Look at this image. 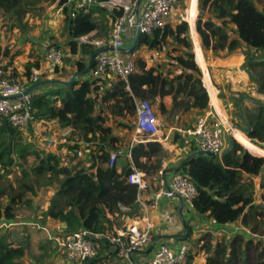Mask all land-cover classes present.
Here are the masks:
<instances>
[{
    "label": "trees",
    "instance_id": "obj_1",
    "mask_svg": "<svg viewBox=\"0 0 264 264\" xmlns=\"http://www.w3.org/2000/svg\"><path fill=\"white\" fill-rule=\"evenodd\" d=\"M190 1L197 6L198 0ZM260 1L199 0L197 28L195 23H190V26L196 50L201 49L200 36L205 54L212 52L213 56L224 58L245 47L243 67L257 82L259 94L264 96V75H256L253 70L254 66L264 64V10L259 6ZM55 3L62 7L67 35L65 42L71 55L77 57L81 53L73 63L75 73H81L87 67V57L108 46L105 40L98 48L93 44H82L80 40L99 28L95 13H108L114 27L122 8L116 7L109 12L106 8L94 6L80 10L73 17L75 3L68 0H0V17L10 22V31L12 27L22 31L26 25L23 21L28 16ZM163 29L153 33L164 31V36H173L177 45L186 49L185 56L173 58L181 70L172 77L168 75L170 70L164 75L155 68L145 69L143 62L136 59V71L127 80L97 79L89 73L72 85L51 84L46 93L38 90L39 94L33 100L37 120L45 126L56 124L59 129L70 130L65 142L58 144L55 150L35 148L25 131L13 128L7 122L0 126V225L15 223L12 227H3L2 232L0 228V264H24L29 257L33 235H37L39 242L46 238L50 245L54 244L49 239L50 235L45 233L43 237L39 229H33L26 235L23 226L26 220L19 218L22 213L38 210L29 222L63 223L61 235L81 230L109 232L114 228L109 214H122L120 206L128 207L131 215L136 213L131 210L137 206L138 190L128 183L127 176L134 169L147 176L155 175L162 168L163 148L158 142L138 144L132 148L131 159L122 160L118 155L115 165L109 167L110 153L119 150L122 140L114 133V127L108 124L110 115H132L136 102L147 98L152 102L159 99V113L165 115L168 111L162 99L167 96L173 99V109L182 112L193 108L201 115L209 107L202 70L195 62L187 23L183 22L175 30ZM25 33L21 32L22 35ZM157 43L149 35L142 34L137 47H152ZM254 52L263 54L257 57ZM7 55L8 49L0 45V63ZM196 59L201 62V56L197 55ZM35 66H40L39 61L25 64L26 80L31 79V68ZM59 72L57 68L55 73ZM203 72L206 76L207 72ZM206 84L211 96L210 83L207 81ZM254 102L257 106L254 125L246 133L247 138H236L245 148L235 142L231 151L222 154L223 162L220 157L193 156L197 152L196 147L185 142L188 140L186 137L177 134L174 138V142L189 149L188 159L178 172L187 176L197 188L194 211L216 226L240 225L248 231V234L240 232L234 235L224 244H208L212 253L202 264H245L250 250L264 248V157L256 156L264 155V103ZM177 120L174 118L172 122ZM193 126L182 125L186 129ZM171 169L177 171V168ZM255 178L260 181V194L256 193ZM41 193L50 194L46 208L37 204ZM254 235L259 238L253 239ZM107 246L109 244L100 242L95 260L82 264H102L100 255ZM42 250L47 251L46 247ZM58 251L57 246L55 253ZM192 258V250H189L186 261ZM254 258L256 264H264V253H258ZM32 260L36 262L38 257L32 256Z\"/></svg>",
    "mask_w": 264,
    "mask_h": 264
},
{
    "label": "built area",
    "instance_id": "obj_2",
    "mask_svg": "<svg viewBox=\"0 0 264 264\" xmlns=\"http://www.w3.org/2000/svg\"><path fill=\"white\" fill-rule=\"evenodd\" d=\"M142 1L145 2L143 6ZM68 2L75 3L72 11L73 17L80 10L90 9L94 6L109 10L116 7L122 8V14L117 18L111 33L110 45H108L111 51H100L94 57L90 74L97 79L116 78L127 80L136 71L137 55L131 53L130 56H126L123 49L128 33L136 30L137 26L141 35H149L157 29L165 28L173 18L187 23L185 20L187 8L182 9L185 0H68ZM80 40L98 47L103 46L102 40L90 41L87 36L80 38ZM67 56L68 52L65 49L48 46L43 58L46 70L54 72L57 68L63 66ZM31 73V79H25L26 82L24 83L12 79L7 67L0 65V126L7 122L13 128L25 132L30 129L41 135L40 126L44 124L37 120L33 110V100L39 94V91L37 88L32 90L30 88L41 83L40 77L43 74V67H32ZM206 91L208 93L207 89ZM208 98V109L197 117L192 128L177 127L172 130L186 137L188 139L187 143L191 142L196 147L197 152L220 154L226 151L225 138L229 137L230 140L233 138L227 124H232L236 129L238 128L229 119L226 124L217 113L216 108L211 105L210 93H208ZM217 98L220 100L219 96ZM222 107L224 106L222 105ZM134 113L135 135L128 151L125 153L130 159L132 158V148L136 145L162 141V125L154 105L148 100L137 101ZM64 136L60 137L63 138ZM63 139L61 142H63ZM57 140L55 138L47 139L50 146L56 144ZM118 155V152L110 153L109 167L115 165ZM165 170V163H162V168L153 176H147L137 169H134L127 176L128 183L137 187V205L145 208L142 197L145 193L151 191L153 204H157L163 197H180L189 207L193 208L194 200L198 195L195 184L181 172H175L170 181H167ZM119 208L123 213L130 212V209L126 206H120ZM14 224L4 222L0 225V228L12 227ZM153 228L152 217L146 214L122 228L114 227L111 231L105 233L88 230L56 236L48 231L47 233L50 235L49 239L58 246L64 261L72 264H82L93 260L97 256L100 242L109 244L118 258L130 259L135 252L142 251L154 243ZM188 251L189 247L185 243L180 245L178 252L173 251L169 243H162L151 261L138 264H183L187 260Z\"/></svg>",
    "mask_w": 264,
    "mask_h": 264
},
{
    "label": "crops",
    "instance_id": "obj_3",
    "mask_svg": "<svg viewBox=\"0 0 264 264\" xmlns=\"http://www.w3.org/2000/svg\"><path fill=\"white\" fill-rule=\"evenodd\" d=\"M144 3L145 2L142 1V6L144 5ZM198 3H199V0L197 2V6H195V4L191 2L190 0H188L187 2L186 21L188 23L187 24L188 25V36L192 42L196 64L202 69V71L207 70L211 74L209 78L212 79L213 88L211 89V87L210 86L209 87L212 91L211 101L215 103L218 100L217 96H219L220 98V93H219L220 91H218L219 78L220 79L223 78L221 81H225L228 83L231 81V78H233V75L235 76V74L237 75V73L241 71L243 65L246 62V56L243 53V50H246V48L242 47L243 50L238 49L233 54L227 57H224V58L215 57L213 56L212 52H209L211 54H208L209 59H207V57L205 56V52L202 49L201 38L199 36V41H200L199 45L201 49L196 50L194 38L191 33L190 23L191 24L195 23V26L197 28V21H198L197 16L199 14ZM184 4H183V8H185ZM56 6L58 7L57 9L58 10L57 14H58L60 13L59 10L60 9L62 10V7H60L57 3L53 5H49L46 9L56 7ZM106 10H108L109 12L111 11L109 9H106ZM194 12L196 13L193 16ZM95 15H96V18L99 19V24H98L99 28L97 30H94L90 34H88L87 37L90 41H93V40L108 41L107 44L110 45L111 33L113 31L112 19L108 13L106 14L104 12L100 14L95 13ZM63 18H64L63 14L58 15L57 20H59L60 23L58 24L59 26L57 25V27H55V30L53 31V33L47 29H45L40 36L36 34L34 35L31 32H28L22 35V39L19 41L20 43H26L25 46L21 45L20 50L14 51L13 53H10V49H9L8 55L3 58L0 65L7 67L8 73H10V76L12 79L19 80L25 83L26 82L25 76H24L25 64L27 62H34V61L38 62L39 61V65L43 67V74L40 77L41 82H47V81L55 80V79L60 82L61 81L69 82L70 80H72V78L76 74L75 73L76 69L73 63L75 62L76 58L80 56L81 53H79L77 57L71 55L69 47L66 45V42H65L67 39L66 38L67 35L65 32V28H64ZM171 20L172 21H170L166 25L165 28L175 30L180 24L183 23L174 18ZM163 32L160 31L156 35L154 33L149 34L152 40H154L155 42H158L156 45H153L152 47L148 45H142L140 47L136 46L134 52L132 53H135L137 55L136 56L137 60L140 59L143 62V66H142L143 68L145 69L155 68L156 70H158V72L160 71L163 72L164 75H166L168 73V70H170L171 72L168 75L172 77L173 74L176 75L181 70L179 67H177L176 65L177 62H174L173 58L178 55L185 56L184 54H185L186 49L184 48L183 45H180V46L177 45V43L173 39V36L171 35L164 36ZM128 34L129 35L127 36V40L125 41V48H129L132 45L133 40L135 38L136 30H132ZM182 37H184V34L182 35ZM56 44H59V45L57 46ZM82 44L88 45L92 43L82 42ZM48 46H57V47L65 49L68 52V56L65 58V62L63 66L59 68L60 69L59 73H55V71L50 72L49 70H46V66L44 64L43 58H44L45 50L47 49ZM96 47L98 48V46ZM102 51L110 52L111 49L109 46H107ZM123 52H124V55L126 56H130L131 54L125 51ZM9 55H10L9 62L5 61ZM197 55L199 56V58L201 56L200 63H198L196 59ZM89 58L87 57V65L89 62ZM204 59L207 63L206 68L204 65L205 62L203 61ZM65 64L66 65L69 64V65L64 66ZM220 72H223V74L225 75L224 76L220 75ZM203 75H204V72H203ZM202 80H203V85L205 89H207L209 93V89L206 84L207 81H206L205 75H204V79L202 78ZM50 85L51 84L49 83L46 85L44 84L40 86L38 90L41 91L42 93H46V91L49 90ZM220 101L222 102L221 98H220ZM162 102L164 103L165 108L167 109L168 113L163 115L157 112L158 119L162 125L161 127V131H162L161 140L162 141L161 142L158 141V143L163 148L164 156L166 155L163 158L162 163H165V167L167 171L168 169H171V168H179L184 162V160L187 158L188 153H189L188 147L179 145L178 142H174V138L177 134L180 136L182 135L172 129L177 128V127H182L183 123L187 125H194L196 122L197 116H199V113H198V110L193 109V108L186 112H182L180 111V109H176V110L173 109V99L171 96H167L163 98ZM158 103H159V99H157L154 102V104L157 106V109H158ZM222 105H223V102H222ZM220 117L222 118V116ZM174 118L175 120L178 119L177 122L176 121L172 122ZM49 127L52 128V130H54V133L52 135V131H50L49 134H51V136L48 139L55 138L57 134L59 136H64V135L67 136L70 133L69 129L67 128L59 129L56 126V124H49ZM234 130L237 131L236 129ZM230 134L232 136L234 135L232 132H230ZM116 135L120 136V138L122 139L121 132H118V134ZM185 142H187L186 139H185ZM129 146L130 144L127 147L124 146L122 141L119 143L118 151H119V156L120 155L122 156V160L123 158H128L125 153L128 151ZM221 156L222 155H220V158ZM175 172H178V171L169 170L165 172L166 180L170 181L171 177L173 176ZM142 198L145 204V208H142L137 205L135 208H133V210H131V211H136L134 215L129 214L130 212L129 213L122 212V214H119V213L109 214V217L111 218V220H113V227L122 228L125 225L131 223V221L133 220L140 219L144 217L146 214L150 215V217H152L153 224H154V228H153L154 243L142 251L135 252L131 256L130 259L118 258L117 256H115L112 247L109 245L107 246L106 250H102L101 252V255H100L101 263L102 264H138L140 262L147 263L152 260L155 252L158 250L160 244L162 243H169V246L175 252H178L180 245L182 243H185L186 245H188L189 250H192L193 258L190 261H186L183 264H202L204 263L205 257H207V255L205 256L203 251L201 253L200 251L201 249L199 250L198 248L200 247L197 241L199 239L198 233L204 232V228H207L208 225L213 224V221L208 220L206 219L205 216H202L196 213L193 208L189 207L179 197H173V198L163 197L161 200L158 201L157 204H153L151 200L152 194H151V191H149L145 193ZM49 223L51 226L50 234L61 235L63 233L62 231L65 226L63 223H58V222H49ZM222 228H224V226H222ZM197 244H198V247H197ZM52 245L53 243L51 244V246ZM194 245H196V247H194ZM58 253L59 251L54 254L55 256L57 255L60 263L72 264V263L64 261L60 257V255H58Z\"/></svg>",
    "mask_w": 264,
    "mask_h": 264
},
{
    "label": "rangeland",
    "instance_id": "obj_4",
    "mask_svg": "<svg viewBox=\"0 0 264 264\" xmlns=\"http://www.w3.org/2000/svg\"><path fill=\"white\" fill-rule=\"evenodd\" d=\"M185 1H186V3L184 4V6H185V8H187L188 0H185ZM198 5H199V3H198ZM259 6L262 10H264V0L260 1ZM57 9H58V7L56 6V7H52L49 9L45 8L44 10H38V11L34 12L32 15L28 16L23 21V24H26V25L23 26L22 31H25L26 33L31 32L34 35L36 34L38 36H40L45 29L50 30L53 33V31L55 30V27H57V25L60 23L59 20H57L58 15H60V14L62 15V10L61 11L59 10L60 13L57 14V11H58ZM182 9H184V8H182ZM56 16H57V18H56ZM198 16H199V14H198ZM198 16H197V18H198ZM9 25H10L9 21L4 19L3 17H0V45L3 48L8 49V51L10 49V53H13L14 51L20 50V46L21 45L25 46L26 43H20L19 42L22 39V34H21L22 31L19 30L18 28L17 29L14 28V27H12L13 29H11V31H10ZM244 51L245 50H243V52ZM208 54H211V53L208 52L207 54H205L207 59H209ZM262 54L263 53L254 52V56H257V57H260ZM9 57H10V55L7 57V59L5 61L9 62ZM203 61L205 62L204 65L206 68L207 63H206L205 59ZM68 65L65 64L64 66H68ZM253 70H254V73L256 75H259L261 73H263V75H264V64L259 65V66H254ZM204 71L207 72L206 73L207 75L205 76L206 81H208V83H210L209 86L211 88H213L212 79L209 78L211 76L210 72H208L207 70H204ZM202 74H203V71H202ZM220 75L224 76L225 74H223V72H220ZM202 78L204 79V75L202 76ZM222 79L219 78L218 91H220L219 93L223 96L222 102L224 105V109H223L219 99L215 103H213L211 101L212 105L216 108V111L220 114V116H222L224 118V120L222 118L221 119L224 122L226 121L225 122L226 124H227V120L229 119L233 124H237L238 126H240L242 128L247 127L246 122H248V121L251 122V126H253L254 122H255L254 121V117H255V113H256L255 111H257V106L254 104L255 103L254 100L256 102L264 103V96L259 94L257 82L250 76V74L247 72V69L245 67H242L241 71H239L237 73V75L236 74H235V76L233 75V78H231L230 82L227 83L225 81H221ZM224 79H226V78H224ZM246 96H248L249 99H245L244 97H246ZM241 97H243V99H240ZM147 99H148V101H150L154 105V107L156 109V113L157 112L159 113L157 106L154 104V102H152L149 98H147ZM240 105H241V112L239 110ZM252 113H253L252 119H249V115H251ZM110 116L111 117H109L108 124H110L114 127V133L115 134H118V132L122 133V140L121 141L124 144V146L127 147L131 143V139L135 135L134 134V123H135L134 116H135V113H133L132 115L125 114L124 117H118V116H113V115H110ZM199 116H197V117H199ZM227 126H228L230 132H232L235 135V136L233 135V138L235 139V142H237L238 144H240V143L237 141V139H236L237 137L247 138V135L245 134V132H242V131L234 128L232 124L231 125L227 124ZM234 129H236L237 131H235ZM40 131H41V135L36 134L35 132H33L30 129L27 130V132H25L26 135H28V138H30V139H28V141L31 142L35 148H42V149L50 151V150H55L56 147L58 146V144L65 142V140L63 139L65 137L61 138L57 134V136L55 137V140L58 139L57 143L50 146L48 144L47 139L51 136V134H49L50 131H52V135H53L54 130H52V128H50L49 125H47V127L44 125H41ZM235 132H237V133H235ZM62 139H63V142H61ZM225 141H226V149L225 150H228L229 148H231V145H232L230 143L231 140L229 137H226ZM240 145L243 146L242 144H240ZM262 149H264V148H262ZM116 152L119 153V151H116ZM249 152L252 153L251 151H249ZM161 155H162L161 157L166 156V155L164 156V152L161 153ZM256 156L264 157V155H256ZM219 160L221 162H223L222 158H219ZM254 182L257 185L256 193L260 194L261 192L259 190V184H260L259 178H255ZM49 199H50V194L41 193L37 199L38 200L37 204H39V206L41 205L42 208H46L47 202ZM37 212H38V210H34V213L28 211V212L22 213L19 216L20 219L24 218L26 220L25 221L26 224L23 225L25 228L24 231H27L26 235L30 234V231H32L33 229L34 230L39 229L41 235L45 234V233L48 234L47 231L50 233L51 226H50L49 222H47L46 224H44L43 222L42 223L41 222H29V220L32 221L34 214L36 215ZM31 223H34V225H32ZM2 230H3V228H1V232H2ZM240 232H246V234H248V231L241 228L240 225L239 226L234 225V226L224 227V228L217 227L214 224L208 225L207 228H204V232L198 233L199 239L197 241H198L199 246L202 249L200 247H198V244H197V247L199 248V250L201 249L200 250L201 253H202V251L204 252L205 256L209 255V254L211 255L212 252H209L211 249L209 248L208 244L211 243L212 246H214V244H217V243L224 244V242H227L234 235L239 234ZM252 238L256 240L259 238V236L254 235ZM30 240H31V246H30V249L28 250V253H29L28 256L29 257H27L25 259L24 264H63V263H60L57 255L55 256V254H54L55 249L57 248L56 244H53L51 246L50 242H48V239H46V238L39 242V238L37 237V235H33V237L30 238ZM204 245H207V247L204 248L203 247ZM42 247H46L47 251L44 252L42 250ZM255 249H257V252H255L256 251ZM255 249L250 250L248 252V262L245 264H256L257 261L255 260L256 257L254 258V256L258 253H264V248L262 249V248L257 247ZM31 255L38 257V261L34 262L32 260ZM58 255H60V257L62 258L60 251H59ZM240 264H244V263H240Z\"/></svg>",
    "mask_w": 264,
    "mask_h": 264
},
{
    "label": "water",
    "instance_id": "obj_5",
    "mask_svg": "<svg viewBox=\"0 0 264 264\" xmlns=\"http://www.w3.org/2000/svg\"><path fill=\"white\" fill-rule=\"evenodd\" d=\"M140 31H139V28H138V26L136 27V34H135V38H134V40H133V43H132V45L129 47V48H124L123 49V51H125V52H128V53H132V52H134V50H135V48H136V46H137V44H138V41H139V38H140ZM99 53V52H98ZM97 54V53H96ZM96 54H91V56H90V58H89V62H88V65H87V67H86V69L83 71V72H81V73H76L75 75H74V77L72 78V80H70L69 82H60V81H58V80H50V81H47V82H41V83H39V84H36V85H34V86H32L31 88H30V90H32V89H35V88H38V87H40V86H42V85H46V84H59V83H62V84H64V85H67V86H69V85H72L74 82H76L82 75H85V74H89L90 73V71H91V69H92V66H93V60H94V57L96 56ZM30 90H28V91H30ZM248 96H246V98H247ZM245 98V97H244ZM249 98V97H248ZM240 99H243V97H241ZM239 110H240V112H241V105H240V107H239ZM246 125H247V127L246 128H242V127H240V126H238L237 124H235V126L239 129V130H241L242 132H245V134L247 133V132H249L251 129H252V126H251V122H246ZM230 143L232 144L231 145V148H229L228 150H226V151H231L233 148H234V143H235V139L234 138H231V141H230ZM225 152V151H224ZM224 152H221L220 154H215V153H206V152H196V153H194L193 154V156H205V157H208V158H213V157H218V156H220V155H222ZM188 159V158H187ZM187 159H185L184 160V162L182 163V165L179 167V168H177V171H179V170H181V168H182V166L184 165V163L187 161ZM172 171V169H168L167 171ZM180 198V197H179ZM181 199V198H180ZM182 200V199H181ZM92 261H94V260H91V262Z\"/></svg>",
    "mask_w": 264,
    "mask_h": 264
},
{
    "label": "bare ground",
    "instance_id": "obj_6",
    "mask_svg": "<svg viewBox=\"0 0 264 264\" xmlns=\"http://www.w3.org/2000/svg\"><path fill=\"white\" fill-rule=\"evenodd\" d=\"M185 20H186V18H185ZM230 127V126H229ZM234 127V126H233ZM235 128V127H234Z\"/></svg>",
    "mask_w": 264,
    "mask_h": 264
}]
</instances>
